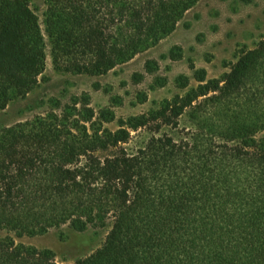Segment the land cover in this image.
Masks as SVG:
<instances>
[{
	"label": "trees",
	"instance_id": "1",
	"mask_svg": "<svg viewBox=\"0 0 264 264\" xmlns=\"http://www.w3.org/2000/svg\"><path fill=\"white\" fill-rule=\"evenodd\" d=\"M201 1L48 0L53 61L106 75L158 46ZM45 46L29 3L0 0V113L37 85ZM197 79L128 120L74 101L0 129V264H59L14 237L64 228L108 230L74 264H264V39L223 78ZM114 122L117 131L103 127Z\"/></svg>",
	"mask_w": 264,
	"mask_h": 264
},
{
	"label": "rangeland",
	"instance_id": "2",
	"mask_svg": "<svg viewBox=\"0 0 264 264\" xmlns=\"http://www.w3.org/2000/svg\"><path fill=\"white\" fill-rule=\"evenodd\" d=\"M39 17L46 44V64L37 85L25 97H13L0 113V129L33 120L61 107L82 108L84 101L100 115L128 120L154 112L162 103L199 86L197 77L221 79L241 55L264 39V0H202L158 46L102 76L70 73L56 65L46 34L48 0H26ZM172 53L178 55L172 59ZM151 64L155 69L149 73ZM196 73H200L196 76ZM184 119L183 126H190ZM117 131L116 122L103 124ZM175 134V133H173ZM145 134L133 133L134 148ZM108 230L77 233L64 228L46 235L16 238L17 245L50 252L59 264H74L98 250ZM6 232L0 231V237Z\"/></svg>",
	"mask_w": 264,
	"mask_h": 264
}]
</instances>
